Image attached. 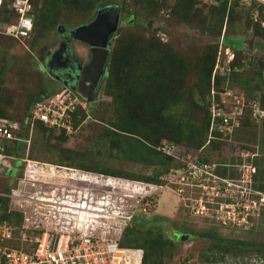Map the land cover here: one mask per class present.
Segmentation results:
<instances>
[{
	"label": "trees",
	"instance_id": "obj_1",
	"mask_svg": "<svg viewBox=\"0 0 264 264\" xmlns=\"http://www.w3.org/2000/svg\"><path fill=\"white\" fill-rule=\"evenodd\" d=\"M31 1L35 5L37 12L34 19V27L29 37V44L32 46L38 41V39L45 36L44 34L47 30L52 29L54 26L60 24L74 25L70 23L71 21H81L80 24L83 23L92 16V12H94L98 6L105 3L107 0ZM132 1L137 3L144 10L149 9V6L152 5L154 7L156 6L157 9H161V7H166L169 4V1H172L173 8H176L177 10L180 8V10L184 11L183 15L187 17L189 25L192 26L194 24L192 22L194 17L208 20L212 19V25L210 27L215 28L218 32L219 30L221 31L222 26L225 25L222 32L223 35L226 27L240 26L242 24L241 20L243 19H240V11L244 6L239 3V0ZM119 8L121 11L124 10L122 4H120ZM249 8L255 9V17L249 14L251 13V10H249L247 16L244 18V28L246 31L250 30L251 34L253 33L254 36L264 34V27L261 25V22H264V4L252 3ZM203 9L208 10L209 12L202 15V13L205 12ZM4 11L5 7H3L0 12V23H6L13 18L12 15H3ZM130 16L132 17L131 20L129 19L132 27L131 30L129 29L127 32H121V26L118 24L115 33V42L112 44L107 59L105 78L100 86L103 93L110 97L108 106L110 114L109 116L104 114L100 116V121L104 123V126L99 133V139L106 143L109 156L124 158L129 162L141 163L144 166L152 167V173L143 175L138 173H128L98 165H89L76 158L81 155L80 152L60 146L61 142L65 141L67 137L75 135L85 124H80V122L89 115L91 103H88L86 110L78 107L73 114V127H77L79 124L80 127L78 128V131L72 135H66L64 129L56 131L54 128L45 127L41 122L36 123L33 132L35 135H40V138L44 140H48L49 138L56 140V142L53 143L54 145H52L56 147L57 150L54 153L56 159L54 161H52V159L45 160L51 165L54 164L55 166H53L56 168L50 177H52L53 173L55 176H58L65 174L64 170L74 172L73 168H76V170L78 168L85 171V173L102 174L106 177H111L114 179V183H121L131 187V192L133 189L132 187H134L133 192L136 194L145 193L146 189L151 188L150 184L162 183L163 181H161L160 176L166 174L170 168L183 166L182 161L178 159V157L169 155L158 147L173 145L178 152L182 153L196 151L204 144L210 125L209 96H211L210 93L212 88L215 93V98L219 99L220 91H222L219 85L221 83H226V91H237L236 94L242 91L241 93L245 97V102L258 101L260 107L264 109V61L258 62L256 65L257 69L254 70L256 74L255 77L252 76V78H249L247 81V79L242 77L243 68L251 63L245 62L244 59L241 58L242 53L236 51L237 53L235 54L234 50L231 59L227 60V56L222 59L224 63H228V67L224 73L218 74L215 72L213 74L215 60L217 58L216 52L220 51L219 44L221 45L222 43H225L224 46H227L228 43V39L222 36L220 38V43L216 44L212 53L204 58L198 65L200 68V74L203 73L204 75L202 74L201 76H198L197 86L206 87L200 91L202 95L201 100L204 111V122L201 127H198L192 125V123H186L183 121L182 118L177 116L175 109L182 100L181 91L176 89L177 82L180 81L181 78H174V73H184L188 67L187 62L182 63L185 62L184 59H181V57L172 50L169 51L168 54L159 57L158 53H156L153 48V46L155 47V44H153L155 36H146L142 31L143 29L137 28L135 16ZM217 20L219 22L215 25ZM211 22H209V24ZM7 37L19 41L17 38L11 36ZM0 72H2L1 69ZM0 77H2L0 80L2 81L4 79L3 74L2 76L0 75ZM37 79L39 81V88L37 92L29 96L28 102L25 105L24 114L19 118V121L21 122H24V118L29 109L37 99H40L45 94H50L59 90L56 89L55 86L47 85L45 82L41 83L42 76L39 75V73L36 76V81ZM170 79H173L172 83L170 82ZM173 82H175L174 86ZM235 83H239L240 86H235ZM165 92L170 93L171 96L168 97ZM77 93L79 92L77 91ZM225 98L232 100L234 98V93L231 92V95L227 94ZM247 112L249 117L250 112L248 110ZM77 114H79V117L76 116ZM2 116H5V114L0 108V117ZM248 120L249 121L246 120L245 123H253L257 125L264 123V118L261 122H257L250 117ZM241 124H244V122L241 121L240 123L239 120V125L234 127L231 134L224 138L218 131L214 130L213 134L218 137L211 140L207 147H209V151L215 152L218 155V158H210V155L206 154L205 149H203L199 155L200 161L233 163L238 159V157L234 155V152L237 153V151L241 150L254 151L255 147L252 142L251 144H247V141H245L246 143H243L236 138L235 132ZM24 130L25 127H23L22 131L24 132ZM262 134L263 136L259 141L262 145L259 143V148H264V131H262ZM24 149L25 144L18 142L15 146H8L6 152L7 154L20 157L24 154ZM36 158L35 155H30L31 160L37 161ZM255 158L254 163L259 165L264 159V155ZM37 162L30 164V168L33 170H30L31 173L29 175L32 177L34 176L32 173L35 172H38V174L43 176L44 172L40 169H44L48 166L44 162H42L43 164L41 163L42 166H39ZM13 164L14 169L11 170L12 173L22 165V161L16 159ZM216 171L219 172V169ZM221 172L225 174L226 168L221 169ZM118 178H124V180L122 181ZM100 180L105 182L104 178H100ZM114 183H106V187L108 185L114 187ZM259 183V187L264 190V177L262 175L260 176ZM195 190L196 189H194V192ZM188 194V191L185 192V196H188ZM198 194L199 193L195 192V194L192 193L191 196L197 197ZM184 211H188L186 206H184ZM196 216L205 220L211 219L207 215ZM142 217L145 218V215ZM4 219L20 222L21 214L19 211L11 210L8 207L7 198L0 197V220ZM149 220L158 222V227L164 231L165 229H163V226L168 219L155 215L144 222ZM211 220L215 219L212 218ZM248 220H251L250 217H248ZM216 222L219 223L217 220ZM170 223L171 228L177 230L187 238L193 236V231L188 228L190 227V222H188L187 217L183 214L180 216V220L175 219ZM251 227H255L254 223ZM212 232L213 229L211 228L206 231L198 232L200 236L209 240L207 249L210 251L211 256L206 255L207 260H223L226 253L231 250V246H239L238 248H240V250L251 247L250 244L240 239L235 240L233 245L229 244L228 241L221 236H216L217 239H215L212 236ZM164 240L166 239H164L162 235L150 229L142 231L140 226L137 227L136 225H130L124 229L120 245L135 251L136 249H141L142 255L140 264H162L163 257L166 255V247L169 246ZM172 241L173 240L170 237L166 240L168 243H172ZM261 254V257L264 259V252Z\"/></svg>",
	"mask_w": 264,
	"mask_h": 264
},
{
	"label": "rangeland",
	"instance_id": "obj_2",
	"mask_svg": "<svg viewBox=\"0 0 264 264\" xmlns=\"http://www.w3.org/2000/svg\"><path fill=\"white\" fill-rule=\"evenodd\" d=\"M106 2L111 4L108 5L109 7L113 5L120 6V4L124 6V10L121 11V14L119 12L121 18V20H119L121 32H127L129 29L131 30L132 27L130 20L132 17L130 15H134L137 28L143 29L142 31L146 36H155V41H153L155 47L153 46V48L154 51L158 53L159 57L168 54L169 51L172 50L175 51L181 59H184L185 62L182 63L187 62L188 67L184 73H174V78H181L180 81L177 82L176 89L180 90L182 94V100L175 109L177 116L182 118L186 123H192V125L201 127L204 122V111L201 100L202 95L200 91L206 87L197 86L198 76L203 74H200V68L198 65L204 58L212 53L216 44L220 43V38L222 36L228 39L227 46H224L225 43H222L220 48L219 44V49L221 51L220 57L222 59L235 50V54L237 53L236 51H240L239 53H242L241 58L244 59L245 62L251 63L243 68L242 77L247 79V81L249 78H252V76L255 77L256 74L254 70L257 69L256 65L258 62L264 61V34L254 36L253 33L251 34L250 30L246 31L243 25L245 23L244 18L247 16L249 10H251V13L249 14L255 17V9L244 7L240 11V19L243 18L241 20L242 24L240 26L226 27L223 35L222 32L225 25H223L221 31L219 30L218 32L215 28L210 27L212 25V19L208 20L194 17V20L192 21L194 24L192 26L189 25L187 17L183 15L184 11L180 10V8H178V10L173 8L172 1H169V4L166 7H161V9H157L156 6L154 7L152 5L149 6V9L145 10L132 0H107ZM98 7L100 8V6ZM203 10L205 12L202 13V15L209 12L208 10ZM104 12L105 14L108 13L107 10H104ZM93 13L94 12H92L91 15H93ZM80 22L71 21L70 23L78 25ZM209 22L211 23L209 24ZM218 22L219 21L217 20L215 25ZM56 27L57 26H54L52 29L47 30L44 34L45 36L38 39V41L32 46L29 44V39L23 42L15 41L0 33V69L2 70L0 75L2 76L3 74L4 77V79L0 81V108L6 117L18 121L19 118L22 117L29 96L37 92L39 88L38 79L36 81L38 73L42 76L41 83L46 81L53 84L57 83L56 80L52 79L47 74L43 58L44 53L54 46L56 40L55 37L58 35L57 28L59 25L57 28ZM114 42L115 40L111 43V47ZM229 46L230 50L228 49ZM74 48L79 49V51H77L81 53L82 47L80 44L74 43ZM217 55L218 52H216V56ZM1 78L2 77H0V80ZM172 81L173 79H170L171 83ZM174 83L175 82H173V86ZM47 85L49 84L47 83ZM234 85L240 86L239 83H235ZM62 87V85L55 86L56 89ZM219 87L222 89V91H220V100L225 103L227 101L231 104L228 99L229 97H225L227 94L231 95L232 92L240 101H242V91L238 92V94H236L237 91H226V83H221ZM165 93L168 97L171 96L170 93ZM109 101L110 97L106 96L101 90V87H99L94 101L90 104L87 122H85L79 132L73 136L67 137L65 141L61 142L60 146L80 152L81 155L76 158L89 165L118 169L128 173H138L143 175L151 174L152 167L144 166L141 163L129 162L124 158L109 156L106 143L99 139V133L104 126V123L100 121V116L103 114L109 116ZM249 117L248 112H244L241 115L240 123L243 121L244 124L240 125L236 130L235 135L236 138L243 143H246L245 141H247V144H251L252 142L255 147L254 149H256V147L259 148V143L261 144L259 141L263 136L262 131H264V123L258 125L245 123L246 120L249 121ZM33 132L29 137V143L25 142V146L27 147L28 145V152H26L25 147L26 154L24 153L23 158L31 160L30 155H35L37 161H39L37 162L39 166H42L41 163L45 160L52 159V161H54L56 159L54 153L57 150L56 147L52 145H54L53 143H55L56 140L52 138H49L48 140L41 139L40 135H35ZM209 150V147L205 148L206 154L210 155V158H218V155L215 152ZM23 163L18 169L14 170V173L11 171L8 172L7 170L5 171L0 180V189H3L6 183L8 188L15 185L22 178L24 172L27 174L31 173L30 170L33 169H31L30 166L26 167ZM44 163L48 166L44 168L45 170L43 168L40 169L44 172L43 176L38 174V172L32 173V175H34L33 177L29 175L31 180L36 184L43 183L44 186H41L43 189L57 188L60 190L63 188L66 191L71 189H79L82 191L90 190L95 193L96 197L99 196L101 192L110 193L111 197L118 201L119 204L116 203V205L120 208V210H117L119 216L114 214L115 216L113 215L111 220H106L109 225L114 227V230L112 231L114 237L117 236L115 230H120L119 227L122 228L123 225L127 223L126 215H128L131 212V209L134 208L133 205H135L136 198L144 193L136 194L133 192L134 187H132L133 189L131 192V187L121 183H114V179L111 177H106L102 174L85 173V171L78 168L77 170L76 168H73L74 172L64 170L65 174L58 176H55L53 173L52 177H50L52 172L56 170L54 167L55 165L53 164V166L46 161ZM258 169V176L262 175L264 177V159L259 163ZM5 176L8 178L5 179ZM100 178H104L105 182L100 180ZM119 180L123 181L124 178H120ZM162 181L163 183L161 184L164 188L158 190L152 195L151 205L149 210H147V213L140 214L139 212H135L133 218L128 223V226H140L142 231L150 229L162 235L166 240L169 237L173 240L172 243H168L164 240L169 246L166 247V255L163 257L162 264H264V259L261 257V253L264 252V205L262 206V210L260 209L256 211L253 218L251 216V220L246 225L244 224L242 227H228L217 223V219L212 217V215L208 216L215 220H205L201 217H197L194 213L196 202L185 200L186 198L184 195L176 191V185H171V183L168 182V179H165V176H163ZM112 182L115 184L114 187L112 185L106 187V183ZM41 187L36 186L39 190H41ZM186 190L189 191L190 188L185 187L184 192ZM126 195L131 196L126 197ZM184 206L188 208V211H184ZM106 211H110V207L109 210ZM185 213L188 215L186 216ZM182 214L187 217L188 222H190V227L188 228L193 231V236L191 238H187L177 230L171 228L170 222L175 219L180 220ZM144 215L145 218L142 217ZM155 215L168 219L166 222L163 221L165 222L163 226V229H165L164 231L158 227V222L150 220L144 222ZM253 223L255 225L254 228L251 227ZM209 228L213 229L212 236L215 239H217L216 236H221L232 245L235 243V240L240 239L250 244L251 247L240 250V248H238L239 246H231V250L226 253L223 260H207V256H211L210 251L207 249L209 240L200 236L198 232L206 231ZM121 237L123 238V234ZM135 252L142 253V250L136 249Z\"/></svg>",
	"mask_w": 264,
	"mask_h": 264
},
{
	"label": "built area",
	"instance_id": "obj_3",
	"mask_svg": "<svg viewBox=\"0 0 264 264\" xmlns=\"http://www.w3.org/2000/svg\"><path fill=\"white\" fill-rule=\"evenodd\" d=\"M263 2L264 0H239L244 7ZM3 7H5L3 15H12L13 20L2 22L0 33L20 41L28 39L37 13L32 1L0 0V12ZM220 53L221 51L215 60L213 74L215 72L223 74L228 67ZM232 57L233 53L228 54L226 58L229 60ZM210 95V125L204 144L196 151L182 153L173 145L158 147L165 153L178 157L183 165L170 168L166 174L160 176V179L162 181L165 176L171 185H176V191L183 194L185 200L196 202L194 211L196 215H212L220 225L242 227L249 222L248 216L250 219L251 216L253 218L256 211L262 210L264 205V190L259 187L258 166L254 163L255 157L264 155V148L262 153L257 147L254 151L234 152L240 159L233 163L201 162L199 155L211 140L218 137L213 134L214 130L224 138L239 125L244 112L248 110L252 119L261 122L264 118V109L260 107L258 101L245 102L242 94V101L234 95L230 100L231 104L226 100L225 103L216 99L213 88ZM78 107L86 110V98L69 87H62L37 99L29 109L24 122L5 116L0 117V180L6 170L14 169L13 163L16 159L24 162L23 165L26 167L37 162L23 158L24 154L20 157L7 154L8 146H15L18 142L29 143V137L37 122L56 131L64 129L66 135L76 133L80 124L87 122L89 116L87 115L77 127H73L72 116ZM76 116L79 117V114ZM223 168H226L225 174L221 172ZM7 178L5 176V179ZM38 184L24 172L15 185L8 188L6 183L4 188L0 189V197L8 199V207L21 214L20 222L0 220V264H135L131 261L134 257L140 264L142 253L122 247L121 236L135 212L147 213L152 195L164 188L161 183L150 184L151 188L136 198L134 208L126 215L127 223L122 228L119 227L120 230H115L116 237L112 232L114 227L106 220L113 218L115 214L113 211L119 216L117 210L120 208L116 205L118 201L112 198L110 193L101 192L96 197L90 190L71 189L69 192L60 186H58L62 188L60 190L43 189L41 186L44 184ZM36 186L41 187V190ZM185 187L190 188L189 191H185H188V196H185ZM194 189L199 193L197 197L191 196L192 193L195 194ZM66 202L70 205L67 206ZM72 202L77 203L75 206L85 205L87 210L97 208L102 202L105 205H100L103 209L101 214L105 217L94 225L78 223L73 216L66 217L64 212L68 207L73 208ZM109 207L110 211H106Z\"/></svg>",
	"mask_w": 264,
	"mask_h": 264
},
{
	"label": "water",
	"instance_id": "obj_4",
	"mask_svg": "<svg viewBox=\"0 0 264 264\" xmlns=\"http://www.w3.org/2000/svg\"><path fill=\"white\" fill-rule=\"evenodd\" d=\"M107 12L106 14L98 12L89 21L75 27L72 33L76 40L91 46L89 62L77 70L73 87L89 102L94 101L95 90L99 88V79L100 77L103 79L105 76L111 43L115 40V33L119 24V6H110ZM64 51H66V47L59 49L45 61L46 70L50 75L52 69H59L63 66V62H65V56L62 57ZM60 63L62 64L60 65Z\"/></svg>",
	"mask_w": 264,
	"mask_h": 264
},
{
	"label": "flooded vegetation",
	"instance_id": "obj_5",
	"mask_svg": "<svg viewBox=\"0 0 264 264\" xmlns=\"http://www.w3.org/2000/svg\"><path fill=\"white\" fill-rule=\"evenodd\" d=\"M108 2L103 3L100 5V8H96L97 10L94 11L93 15L90 17L91 19L95 17V15L105 13L104 10H108ZM90 19L85 20L83 23L89 21ZM119 20H121L120 15H119ZM82 24V23H81ZM78 25H64L60 24L59 27L57 25V31L58 35H56V40L54 43V46L49 48L45 53H44V62L48 60L55 52H57L59 49L66 47V51H64L62 57L65 56V62H63V66L61 68H55L51 70V75L50 77L54 80L57 81L56 84L49 83L46 81L45 83L49 84V86H57V85H62V86H67L70 87L71 89H74L75 85V78L76 74L78 73V69L82 68L84 65H86L89 62L90 59V48L91 46L87 45L86 43L76 40L73 37V29ZM74 43L80 44L82 49L81 53L78 52L79 49L74 48ZM78 50V51H77ZM58 61V59H57ZM62 63H60L61 65ZM106 72V71H105ZM105 78V77H104ZM103 79H99V87L101 86ZM99 88L95 90V94H97ZM94 94V95H95ZM258 148V147H257ZM259 152L262 153L263 148H258Z\"/></svg>",
	"mask_w": 264,
	"mask_h": 264
},
{
	"label": "bare ground",
	"instance_id": "obj_6",
	"mask_svg": "<svg viewBox=\"0 0 264 264\" xmlns=\"http://www.w3.org/2000/svg\"><path fill=\"white\" fill-rule=\"evenodd\" d=\"M128 196H131V195H126V197ZM100 203L101 204H99L97 208H90V210H87L85 205L81 206L78 204L77 206H75L77 203L72 202L71 207L73 208L68 207L64 209V212L66 214V217L73 216L75 220L78 221V223H87L89 225H92V224L94 225L99 222V219H104L105 217V215L101 214L103 212V209L100 208V205H105V204H102V202ZM66 205L69 206L70 204L66 202ZM114 213L116 214L117 212H114ZM131 261H133V263L135 264H138V259H135V257Z\"/></svg>",
	"mask_w": 264,
	"mask_h": 264
},
{
	"label": "clouds",
	"instance_id": "obj_7",
	"mask_svg": "<svg viewBox=\"0 0 264 264\" xmlns=\"http://www.w3.org/2000/svg\"><path fill=\"white\" fill-rule=\"evenodd\" d=\"M109 4V3H108ZM260 4H264V2L263 3H260ZM109 5H111V4H109ZM120 7V6H119ZM36 8V7H35ZM120 14H121V10H120ZM35 19V18H34ZM262 23H264V22H261V25L264 27V25L262 24ZM0 24H3V23H0ZM33 24H34V21H33ZM34 27V26H33ZM33 29V28H32ZM32 32V31H31ZM3 35V34H2ZM29 39V38H28ZM28 39H26V40H28ZM20 41V40H19ZM25 41V40H24ZM20 42H23V41H20ZM220 48H221V45H220ZM228 49L230 50V46L228 47ZM231 53H233V51L231 52ZM44 64H45V62H44ZM40 68L42 69V67L40 66ZM46 72H47V74L50 76V74L48 73V71L46 70ZM63 87H67V86H63ZM70 88V87H69ZM73 90H75V91H77L76 89H73ZM46 95V94H45ZM82 95V94H81ZM83 96V95H82ZM84 97V96H83ZM87 100V99H86ZM88 103H91V102H89L88 100H87V104ZM247 112V111H246ZM250 118H251V116H250ZM261 156H263V155H261ZM257 157H259V156H257ZM256 159V158H255ZM258 166V165H257ZM13 170V169H12ZM12 172V171H11ZM258 174H259V169H258Z\"/></svg>",
	"mask_w": 264,
	"mask_h": 264
}]
</instances>
